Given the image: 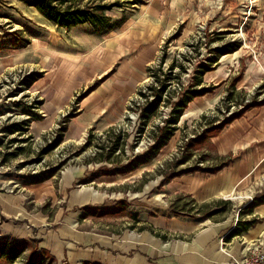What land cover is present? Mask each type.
<instances>
[{
  "label": "rangeland",
  "instance_id": "obj_1",
  "mask_svg": "<svg viewBox=\"0 0 264 264\" xmlns=\"http://www.w3.org/2000/svg\"><path fill=\"white\" fill-rule=\"evenodd\" d=\"M118 1L124 7L108 13L116 26L95 31L88 24L60 28L32 0H0V192L30 198L29 188L46 181L57 188L76 170L84 178L75 189L94 183L99 191L124 196L156 187L173 172L221 164L226 157L212 143L215 128L250 105H264V0L82 4ZM219 47L232 51L219 57ZM182 63L188 70L180 83L173 81L174 102L191 90L201 64L211 65L204 86L212 92L189 103L170 142L149 160L172 108L163 105L148 123L142 116L141 92L152 82L148 69L162 67V75L175 77ZM62 197L53 206L56 198L47 196L37 209L54 218ZM224 203L198 210L233 209ZM5 242L11 243L0 238V264H42L33 244L9 262L17 247L5 246L3 253ZM43 262L52 264L47 257Z\"/></svg>",
  "mask_w": 264,
  "mask_h": 264
},
{
  "label": "crops",
  "instance_id": "obj_2",
  "mask_svg": "<svg viewBox=\"0 0 264 264\" xmlns=\"http://www.w3.org/2000/svg\"><path fill=\"white\" fill-rule=\"evenodd\" d=\"M212 143L228 158L221 170L182 175L123 197L94 183L75 189L82 170L63 176L57 188L47 181L29 188L30 198L0 192V238L25 245L23 253L33 244L37 258L52 264H230L221 247L239 258L264 250V204L250 205L264 192V105L231 121ZM149 191L152 197L145 198ZM47 196L56 198L53 206L63 196L54 218L37 209ZM188 196L199 207L217 201L234 206L229 212L217 206L214 215L213 209L175 213L172 204Z\"/></svg>",
  "mask_w": 264,
  "mask_h": 264
},
{
  "label": "trees",
  "instance_id": "obj_3",
  "mask_svg": "<svg viewBox=\"0 0 264 264\" xmlns=\"http://www.w3.org/2000/svg\"><path fill=\"white\" fill-rule=\"evenodd\" d=\"M82 1L84 0H32L31 6L34 7L36 10H38L43 17L49 21L50 23H54L60 28L63 29H72L80 27L81 25H90L93 27L95 31H102V30H110L112 27L116 26L114 24V21L111 17H109L108 13L112 11L115 8H123L125 4H122L121 2H114L107 4H95V5H83ZM129 3V2H125ZM131 4V3H130ZM138 2L132 3V5H138ZM232 51L228 47H219L216 49V52L219 54V57L227 55L228 52ZM186 58V57H185ZM184 58V59H185ZM166 58H162V64H165ZM215 63H218L219 60L216 59L214 61ZM211 63V62H210ZM162 66V65H161ZM160 66V67H161ZM175 67V64L172 63L170 66V69H173ZM211 69V65L207 66L204 64H201L194 76V83L191 90H188L185 92L183 96H178L177 101L174 102V92L171 91V87L173 85V81L177 80L178 83L182 81V76L185 72H187V68L185 63L179 65V73L175 74V77L169 76L166 77L162 75V67L159 70H154L153 68L148 69V75L152 78V82L150 85H148L146 91L148 92H141V95L145 98V102L143 103V108L140 109L142 111V116L148 123L152 120L153 117L156 116V114L159 112L160 108L165 106H170L171 114H170V120L168 121V126H166L164 129H161L159 131V134L154 136L155 145L153 147V154H148V159L151 160L154 157H156L157 153L163 149L171 140V138L174 136V132L177 130L176 124L178 122V118L183 114L185 109L189 106V103L195 100L196 98L205 96L212 92V89L206 88L204 86V77L205 74L208 73ZM160 84V85H159ZM167 94L169 97H167V100H164V96ZM262 105H250L247 108L243 109V112H238V114H232V118L229 120L228 123L220 124L218 125L213 132L218 134L220 130H222L224 127L229 125V123L235 119L241 118L243 116L244 112L251 108H255ZM17 129V128H16ZM17 131H20V128L18 127ZM215 135L213 137H215ZM118 144H115L114 146V152L118 150ZM111 151L112 153H114ZM103 159H101L102 161ZM222 163L219 165H216L215 167H192L190 169H187V171L182 172H173L171 175L167 176L163 181L162 185L166 184L167 182L173 180L176 177H180L182 175H187L190 173L195 172H205V173H216L217 171L224 168V166L227 165L229 162L228 159H221ZM146 163V162H142ZM45 180V179H42ZM188 197H182L178 199L176 202L172 204V209L175 211V213H184L186 215H195L200 214L198 205L195 204V201L190 198V203L183 205V207L180 206V203L182 201H185ZM261 204H264V192L260 194V196L256 197L252 202H250V205L252 208H255L257 206H260ZM218 205V204H217ZM189 206H191V209L188 210ZM217 210H213L212 214H217ZM242 214H240L241 216ZM248 224H251L250 222ZM239 232V230L236 231V233ZM5 246L13 247L12 243L5 242L4 247L2 248V252H5ZM17 250L14 252L8 253V258L11 260L9 262L12 263L15 258H17L19 255L24 254L25 251V245H16ZM1 260V257H0ZM42 261V260H41ZM42 264L44 262L42 261Z\"/></svg>",
  "mask_w": 264,
  "mask_h": 264
},
{
  "label": "built area",
  "instance_id": "obj_4",
  "mask_svg": "<svg viewBox=\"0 0 264 264\" xmlns=\"http://www.w3.org/2000/svg\"><path fill=\"white\" fill-rule=\"evenodd\" d=\"M223 246V244H222ZM223 252L228 256L230 264H264V250L254 248L244 254L242 257L231 256L226 248L221 247Z\"/></svg>",
  "mask_w": 264,
  "mask_h": 264
}]
</instances>
